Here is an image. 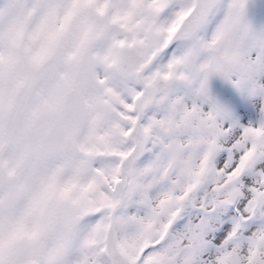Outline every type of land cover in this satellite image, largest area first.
<instances>
[{"label":"snow or ice","instance_id":"snow-or-ice-1","mask_svg":"<svg viewBox=\"0 0 264 264\" xmlns=\"http://www.w3.org/2000/svg\"><path fill=\"white\" fill-rule=\"evenodd\" d=\"M102 2L24 6L43 53L102 39L116 139L0 213V264H264V0Z\"/></svg>","mask_w":264,"mask_h":264},{"label":"rangeland","instance_id":"rangeland-1","mask_svg":"<svg viewBox=\"0 0 264 264\" xmlns=\"http://www.w3.org/2000/svg\"><path fill=\"white\" fill-rule=\"evenodd\" d=\"M1 1L16 7L9 5L2 13L0 33L21 37L0 53L28 59L31 49L39 47L35 39L39 9L25 12L22 4L28 0ZM112 3L103 0L100 7L104 12L99 20L110 17ZM102 44L98 39L87 48H78L69 39L52 52L54 57L48 62L58 60L66 88L59 116L36 135L27 133L21 125L26 124L28 104L37 95L29 87L18 90L22 84L16 76L20 72L18 64L8 66L0 61V100L5 104L0 109V213L28 219L35 201L50 183L71 182L77 172L85 174L106 151V145L115 142L111 128L121 70L116 63L103 61ZM54 64H49L48 71L58 74ZM52 202L49 199V205Z\"/></svg>","mask_w":264,"mask_h":264},{"label":"water","instance_id":"water-1","mask_svg":"<svg viewBox=\"0 0 264 264\" xmlns=\"http://www.w3.org/2000/svg\"><path fill=\"white\" fill-rule=\"evenodd\" d=\"M27 3L28 2L22 5L24 6ZM0 5V9H5V11H0V18H2V13L7 12L10 4H5L0 0ZM10 6L16 7L15 5ZM20 37L21 34H17L14 38H12L10 35L7 36L6 32L0 33V49L13 46L18 42ZM31 50L33 51L31 55H29L28 59H19V57L9 56L7 52L0 53V61L8 66L9 63H12L13 65L18 64L20 72H17L16 76L22 83L18 87V90H21V87H29V91L34 95H37L34 100L30 101V105L28 104L30 111L24 117L26 124L21 125V129L25 130L27 133L31 132L36 135L40 134L48 125H50L53 120L59 116L66 84L64 83L65 73L59 67L58 60H52L51 62H48L50 57H54L52 52L43 53L39 50V47L32 48ZM25 59L28 61L23 62ZM53 63H55L54 68L58 74L48 71L49 64L51 65ZM3 105L5 104H3L0 100V109L3 108Z\"/></svg>","mask_w":264,"mask_h":264},{"label":"bare ground","instance_id":"bare-ground-1","mask_svg":"<svg viewBox=\"0 0 264 264\" xmlns=\"http://www.w3.org/2000/svg\"><path fill=\"white\" fill-rule=\"evenodd\" d=\"M78 86V85H77ZM20 107V106H19ZM66 107V106H65ZM14 110V109H13Z\"/></svg>","mask_w":264,"mask_h":264}]
</instances>
